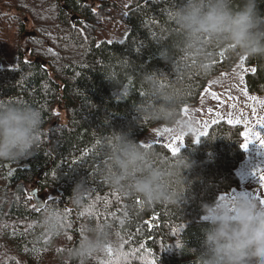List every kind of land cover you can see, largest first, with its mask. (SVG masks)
Instances as JSON below:
<instances>
[{
    "label": "trees",
    "instance_id": "trees-1",
    "mask_svg": "<svg viewBox=\"0 0 264 264\" xmlns=\"http://www.w3.org/2000/svg\"><path fill=\"white\" fill-rule=\"evenodd\" d=\"M125 2L127 34L107 41L99 37L107 31L91 25L88 12L78 7L82 0H0V102L27 103L42 114L31 154L0 160V264H199L202 205L240 185L243 134L239 124L226 120L212 124L198 142L184 137L176 156L165 141L144 148L162 167L179 166L180 155L191 165L182 170L185 184L170 183L185 201L146 203L105 180L114 131L139 142L150 126L167 124L134 108L146 95V74L161 90L182 97V106L192 105L211 76L230 71L244 56L247 91L264 94V57L241 55L204 38L200 59L208 57L209 66L196 67L197 57L183 50L175 21L184 0ZM240 3L233 0V7ZM257 3L264 14V0ZM76 12H84L87 21L71 22ZM78 183L79 197L73 192ZM35 188L50 195L42 206L34 202ZM50 207L64 215L58 233L42 223ZM95 224L111 226L109 242L97 254L74 256L85 227Z\"/></svg>",
    "mask_w": 264,
    "mask_h": 264
},
{
    "label": "clouds",
    "instance_id": "clouds-1",
    "mask_svg": "<svg viewBox=\"0 0 264 264\" xmlns=\"http://www.w3.org/2000/svg\"><path fill=\"white\" fill-rule=\"evenodd\" d=\"M175 21L183 36L184 51L197 57L196 67L207 71L209 60L199 45L209 38L241 55L264 57V14L257 0H241L238 8L233 0H184L175 11ZM145 97L134 103L138 115L167 123L173 137H187L200 130L197 117L182 113V97L161 90L157 80L146 74L143 79ZM42 126L39 109L23 102H0V160H16L31 154ZM105 180L117 190L139 196L146 203L180 202L185 196L171 189L172 181L183 182L182 170L191 165L179 156V166L165 168L153 163L156 155L142 148L138 141L115 132L106 149ZM186 165V167H184ZM83 186L73 192L79 197ZM79 203V199L76 200ZM204 225L199 249V264H264V204L241 194L212 204L202 205ZM50 233L64 227V215L50 207L42 216ZM85 235L73 255L87 258L103 251L109 242L111 226L87 225Z\"/></svg>",
    "mask_w": 264,
    "mask_h": 264
},
{
    "label": "rangeland",
    "instance_id": "rangeland-1",
    "mask_svg": "<svg viewBox=\"0 0 264 264\" xmlns=\"http://www.w3.org/2000/svg\"><path fill=\"white\" fill-rule=\"evenodd\" d=\"M110 6L106 13L107 17L109 14L110 17L98 21V27L102 29L103 33L106 30L107 34L99 35V37L107 41L112 39L119 41L126 36L128 30L124 23V15L127 10L126 2L125 0H114ZM27 26L30 27L31 23H27ZM28 32H35L34 35H36L34 30ZM243 58L244 56L240 57L230 71L211 76L199 91L197 102L192 105L184 104L181 108L182 113H192L197 117L200 130L193 135L195 140L206 133L215 122L226 120L240 125L243 144L248 143L247 149L243 148L245 156L236 168L240 185L235 187L230 194L222 195L221 200L235 198L241 194L253 199L264 200V180H261V176H264V145L254 135H251L259 133L261 139H264V127H260V118L264 117V94L247 91L244 83ZM1 64L0 61V66ZM165 129H170L168 124L150 126L147 131L141 134L139 142L147 144L165 141L167 144H173L180 148L184 139H174L175 137L170 135L171 129L168 132ZM245 132L250 134L247 140L244 136ZM30 186L32 187V184ZM35 196L40 197L43 202L50 197L46 191L36 193Z\"/></svg>",
    "mask_w": 264,
    "mask_h": 264
},
{
    "label": "flooded vegetation",
    "instance_id": "flooded-vegetation-1",
    "mask_svg": "<svg viewBox=\"0 0 264 264\" xmlns=\"http://www.w3.org/2000/svg\"><path fill=\"white\" fill-rule=\"evenodd\" d=\"M87 0H82L83 3H79L78 7L81 9H84L85 11L88 12V15L90 17L91 25L93 26H98V21L101 19H107L109 17L107 13V9L110 6L111 2H114V0H90L89 4H86ZM115 6V5H112ZM126 12V11H125ZM84 12H76V18L71 21V15H69V19L71 22H82V21H87V18H84L83 16Z\"/></svg>",
    "mask_w": 264,
    "mask_h": 264
},
{
    "label": "snow or ice",
    "instance_id": "snow-or-ice-1",
    "mask_svg": "<svg viewBox=\"0 0 264 264\" xmlns=\"http://www.w3.org/2000/svg\"><path fill=\"white\" fill-rule=\"evenodd\" d=\"M253 71H255V70H253ZM185 111H186V110H185ZM260 121H261V122H260V127H264V117H261V118H260ZM229 123H231V121H229ZM165 131L168 132V131H170V129H165ZM249 135H250V134H249L248 132H245V133H244V136H245V139H246V140L248 139ZM251 135H254V136L256 137V139H259V140L261 141V144L264 145V139H261L259 133H252ZM174 139L183 140L184 137H175ZM197 142H198V140H197ZM140 146H141L142 148H145V149H148V150H151V148H152V145H148V144H142V145H140ZM164 147L167 148V149H169L170 152H171V154H172L173 156L178 155L179 152H180V149H179L178 147L173 146V144H167V145H164ZM242 147L245 148V149H247V147H248V143H244V144L242 145ZM261 180H264V176H261ZM260 202H261L262 204H264V200H260ZM109 252H111V249H109ZM153 264H154V262H153Z\"/></svg>",
    "mask_w": 264,
    "mask_h": 264
},
{
    "label": "water",
    "instance_id": "water-1",
    "mask_svg": "<svg viewBox=\"0 0 264 264\" xmlns=\"http://www.w3.org/2000/svg\"><path fill=\"white\" fill-rule=\"evenodd\" d=\"M76 14H73V15H71V21H73L75 18H76ZM29 34L30 35H34L35 34V32H29ZM36 188L32 191V194H33V196H35V194H36ZM34 202L38 205V206H42L43 205V201L41 200V198L40 197H37V196H35L34 197Z\"/></svg>",
    "mask_w": 264,
    "mask_h": 264
}]
</instances>
